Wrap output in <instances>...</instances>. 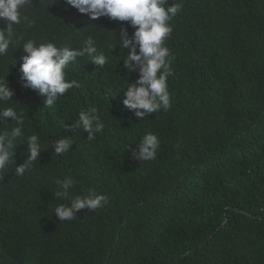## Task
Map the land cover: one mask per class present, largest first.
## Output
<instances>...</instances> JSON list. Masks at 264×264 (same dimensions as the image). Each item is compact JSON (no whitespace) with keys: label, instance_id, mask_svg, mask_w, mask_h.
<instances>
[{"label":"trees","instance_id":"1","mask_svg":"<svg viewBox=\"0 0 264 264\" xmlns=\"http://www.w3.org/2000/svg\"><path fill=\"white\" fill-rule=\"evenodd\" d=\"M182 2L166 40L171 106L143 120L123 104L137 78L121 60L119 32L134 31L127 22L92 20L66 0H32L23 11L15 28L25 41L80 47L92 35L110 59L100 67L77 57L67 78L80 87L44 107L45 96L22 86V48L0 57V81L24 112L16 164L29 135L44 145L23 176L15 162L0 174V264H264V0ZM93 107L105 127L88 140L73 124ZM148 132L157 158L139 161ZM63 136L71 149L56 155ZM65 174L77 181L72 195L95 188L109 203L60 222L55 208L68 201L55 198V179Z\"/></svg>","mask_w":264,"mask_h":264},{"label":"clouds","instance_id":"2","mask_svg":"<svg viewBox=\"0 0 264 264\" xmlns=\"http://www.w3.org/2000/svg\"><path fill=\"white\" fill-rule=\"evenodd\" d=\"M66 3L92 20L108 17L127 22L134 29L131 34L127 27L119 32V46L126 50L121 59L124 69L131 76L137 74L135 81H127L123 89V104L140 120L161 108L167 111L171 106L168 77L172 75L171 64L175 57L166 46V40L173 32L171 21L183 10L182 0H172L171 3L169 0H66ZM30 4L32 0H0V20L6 22V28H0V57L5 56L10 47L22 48L24 55L19 68L22 86L45 96L44 107H51L68 90L80 87L79 81L67 78V69L77 57L88 56L100 67L106 65L110 58L104 52L98 53L97 41L92 35L84 37L80 47L58 46L56 42L37 43L34 39L25 41L22 35L17 34L15 26L27 20L23 11ZM32 23L34 21H29V26ZM14 95L7 80L0 81V124L14 122L13 126L0 129V174L7 172L15 162V174L20 177L40 158L44 145L38 135H29L26 159L22 164H16V148L24 137V112L12 104L16 101ZM73 126L87 133L88 140H93L103 131L105 124L93 107L81 110ZM71 144L68 136L56 140L55 154L67 153ZM136 145L139 151L134 158L146 162L157 158L160 143L156 134L146 133ZM55 183L58 186L55 198L68 201L55 208L54 215L60 222L74 220L81 209L95 211L109 203V196L95 188L72 195L71 190L77 181L70 174L56 178Z\"/></svg>","mask_w":264,"mask_h":264}]
</instances>
